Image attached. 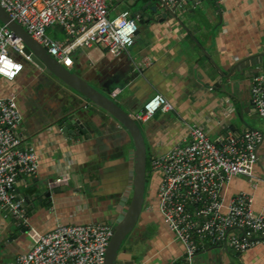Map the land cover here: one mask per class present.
Wrapping results in <instances>:
<instances>
[{
  "label": "crops",
  "instance_id": "1",
  "mask_svg": "<svg viewBox=\"0 0 264 264\" xmlns=\"http://www.w3.org/2000/svg\"><path fill=\"white\" fill-rule=\"evenodd\" d=\"M148 2L143 14L152 18L149 7L158 0H108L109 17L124 10L134 14ZM46 34L65 40L58 27ZM138 35L117 58L99 47L77 49L67 69L130 117L154 94L170 103L171 111L137 122L148 160L181 144L193 126L216 142L228 131L264 134V119L250 98L252 79L264 73V0H187L175 17L165 13L138 25ZM18 59L23 70L13 81L0 77V97H15L21 146L36 152L38 169L34 176H18L14 185L27 227L0 210V264L28 252L36 235L58 224L113 228L132 190V143L116 120L26 59ZM72 113L79 119L83 114L82 131L70 126L71 133L64 135ZM257 154L264 167V139ZM148 174L142 212L119 253L120 264H186L183 246L158 211L160 174ZM240 191L252 193L254 208L261 210V186L254 191L245 179L234 178L225 194ZM191 264H264V246L237 252L226 242L207 244Z\"/></svg>",
  "mask_w": 264,
  "mask_h": 264
},
{
  "label": "built area",
  "instance_id": "2",
  "mask_svg": "<svg viewBox=\"0 0 264 264\" xmlns=\"http://www.w3.org/2000/svg\"><path fill=\"white\" fill-rule=\"evenodd\" d=\"M108 0H0V8L29 37L60 65L68 68L70 55L77 49L99 47L119 57L133 45L138 31V15L121 11L109 17ZM171 8L187 0H159ZM60 27L65 40L46 34ZM23 44L5 25L0 24V77L13 81L23 70L18 57L26 59ZM143 66L147 62H143ZM250 98L256 114L264 119V73L252 79ZM172 110L160 94L151 96L131 118L147 122L156 113ZM21 115L14 96L0 97V210L27 227L22 200L14 189L18 176H34L38 156L32 148H22ZM264 134L258 130L228 131L212 141L196 126L189 127L187 138L165 154L149 160V172L160 174L156 192L163 223L184 248L185 263L205 245L226 242L227 247L243 252L264 246V201L260 211L250 192L226 196L234 178H243L252 188L262 187L264 167L259 165L258 146ZM112 236V227L95 224H58L38 234L28 252L10 264H103Z\"/></svg>",
  "mask_w": 264,
  "mask_h": 264
},
{
  "label": "water",
  "instance_id": "3",
  "mask_svg": "<svg viewBox=\"0 0 264 264\" xmlns=\"http://www.w3.org/2000/svg\"><path fill=\"white\" fill-rule=\"evenodd\" d=\"M150 2L141 6L133 15H138L137 25H142L144 22L158 20L165 16V13L175 17V11L178 6L168 8L167 6L158 3L155 6L149 7L153 12L152 18L144 17L143 10ZM0 24L5 25L8 30L18 38L23 44L22 52L27 61L33 64L41 72H44L54 81L60 82L75 93L79 94L85 103L91 104L93 107L104 111L111 116L126 132L129 140L132 143L133 149V178L131 196L127 208L122 218L113 226L112 236L109 240L103 264H120V256L123 251L124 243L128 236L135 228L145 200L146 182L148 179L147 171V154L144 137L137 124L126 112H124L113 100L101 94L92 86H90L84 79L77 74L71 72L66 67L60 65L55 59L49 56L44 48L35 43L29 35L14 21H12L7 14L0 8ZM62 30L60 27H58ZM138 31L134 41L138 39ZM82 108H85L83 105ZM82 117L79 119L75 117L74 113L67 116L68 124L64 125V135L71 133L70 126L79 128L82 131ZM63 130V131H64ZM84 131V130H83Z\"/></svg>",
  "mask_w": 264,
  "mask_h": 264
},
{
  "label": "trees",
  "instance_id": "4",
  "mask_svg": "<svg viewBox=\"0 0 264 264\" xmlns=\"http://www.w3.org/2000/svg\"><path fill=\"white\" fill-rule=\"evenodd\" d=\"M148 166H149V160H148V158H147V171L149 172V168H148ZM147 182H148V179H147ZM147 182H146V186H147Z\"/></svg>",
  "mask_w": 264,
  "mask_h": 264
}]
</instances>
